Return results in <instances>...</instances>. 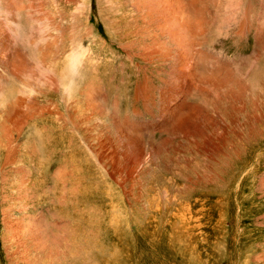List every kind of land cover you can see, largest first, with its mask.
I'll use <instances>...</instances> for the list:
<instances>
[{
    "label": "bare ground",
    "instance_id": "1",
    "mask_svg": "<svg viewBox=\"0 0 264 264\" xmlns=\"http://www.w3.org/2000/svg\"><path fill=\"white\" fill-rule=\"evenodd\" d=\"M97 1L95 7L91 0H0V182L5 187L11 177L10 190L17 195L15 201L5 189L0 194V256L26 258L29 252L42 250L53 259L47 232L58 223L75 221L77 215V208L73 214L51 215L53 206L69 200L114 209L111 189L92 190L80 181L104 173L111 187L112 180L119 184L124 169L118 165L128 157L130 146L134 149L129 140L138 139L141 150L144 134L155 129L166 131L184 114L182 73L195 48L189 44H199L187 41L193 31L201 29V21L196 19V24L184 9L179 11L185 15L176 12L182 15L179 18L174 12L173 16L168 0H135L145 1L148 7L146 16L136 18L134 9L140 8L134 7V0ZM98 23L103 34L97 30ZM257 27L259 55L264 46V21ZM169 43L175 51L172 67L167 63L173 54ZM126 67L129 72H125ZM153 74L161 83L156 94ZM194 75L189 74L191 83ZM220 78L226 83L229 75ZM121 87L128 92L124 114L120 112ZM137 102L142 103V110L134 107ZM222 114L215 111L214 135L211 133L217 151L213 190L200 194L195 209L186 204L182 208L183 248L191 252L185 264H264V139L244 147L236 159H231L228 142L236 131L231 135ZM145 116L153 120H145ZM140 150L134 151L139 160ZM86 157L92 159L95 169L82 163ZM40 178L51 179L62 188L61 196L46 201L47 218L40 213V201H31L39 190ZM117 217L113 215L106 224L89 231L97 239V256L91 264H124L123 258L133 263V225L122 229ZM125 242L127 247L123 248ZM69 244L67 238L63 250Z\"/></svg>",
    "mask_w": 264,
    "mask_h": 264
},
{
    "label": "rangeland",
    "instance_id": "2",
    "mask_svg": "<svg viewBox=\"0 0 264 264\" xmlns=\"http://www.w3.org/2000/svg\"><path fill=\"white\" fill-rule=\"evenodd\" d=\"M175 1H177L180 6L175 4ZM175 1L168 0L167 4L170 5H167L169 13H183V10H179L184 9L188 14H192L191 18L195 20V22L197 19V21H201L202 23L201 31L198 29L200 33L196 30L198 35H192L196 31L191 33V37H196L194 39L197 40H192L193 37L188 38L189 41H187V38L185 39L187 42L193 41L199 44L195 45L192 42V44L188 43L190 47L194 45L195 48L193 47L189 55L192 58L189 56L187 57L188 64H186V69L182 73L185 79V93L183 95L182 104L184 111L182 112L184 114H181L182 116L180 118L183 120L180 119L172 128L170 127L166 131L155 129L150 133L144 134L142 137L143 141L141 140L144 146L142 145L141 150L139 148L140 144L138 139H128L130 145L133 143L132 146L134 149L131 146L130 148L133 150L134 156L132 157L131 150H128V157L122 159L120 165H118L119 168L122 167L121 169H124L122 171L123 180L122 178H120V180L118 179L120 182L119 184L112 180L113 185L111 187V183L104 173H98L91 179L80 181L83 187H91L92 190L95 187H97L100 192H102L103 189L105 191L111 189L110 191L114 198V209L105 205H85L80 202L78 204L75 202L69 203V200H67V203L64 205L56 203V205L53 206V211L50 210V214L52 215L55 213V215L57 214L59 216H63L66 212L73 214L74 210L77 208L75 221H68L65 224L58 223V226H55L56 228L51 227L53 232L51 230H49V233L47 232V236L49 235L48 238L51 237L49 238L47 246L52 249L53 259L47 257V251L36 250L29 252L26 258L19 256L6 257L1 255L0 264H82L84 262L91 264L95 261L97 256L95 241L97 239L95 236L93 238L92 235H89V231L100 225L106 224L113 215L118 216L117 219L120 222V226L122 225V229H127V226L133 225V263L123 258L124 264H185L191 259V252L183 248L182 243V208L186 204L195 209L200 194L203 192L211 194L213 190L215 182V177L213 176H215V169L217 168V151L215 138L213 136V119L215 111H221V113L224 114H222V118L223 121L230 126L232 130L231 135L236 131L230 138L232 141L229 140L228 142V148L230 147V152L228 151V153L231 159H236L242 153L244 147L248 148V146L250 147L254 143L264 139V46H262L261 53L259 54L260 56L257 55L258 50L255 32V30L257 31L258 29L257 25L259 26V22L264 21V0ZM144 2L145 1L134 0V7L140 8V11L134 9V18L140 15H147L146 10L148 7L146 6L147 3ZM91 5L97 7L98 1L91 0ZM143 5H145L144 8ZM151 12L154 13V11ZM175 13L173 16H175ZM180 13H176V16L179 18L182 16ZM183 14L185 15V12ZM191 14L189 16H191ZM154 16H157V14L155 13ZM98 25L97 30L103 34V27L100 26V23H98ZM169 48H171L170 53L172 54L173 51V54L169 56L167 63L168 67H172V65L175 64L174 62H176V59H174L175 51L171 43H169ZM191 53H193V55ZM191 61L193 63H191ZM189 63L190 67L188 66ZM126 68L125 72H129V67ZM217 69L220 71L217 72ZM168 70L170 71L171 69L168 68ZM214 71L215 73H213V75L212 72ZM189 74L190 76L195 74V81H193V83L190 81L191 77ZM210 74H212L211 77ZM223 75H227V77L229 75L228 80H231V83L227 79L225 80L227 84L223 82L224 80L221 81L220 77H223ZM210 78L213 80H210ZM215 79L218 82H216ZM152 85L155 86L154 90L156 94L158 88L161 87V83L154 74L152 76ZM218 88H220V90ZM204 91L205 93H203ZM236 91L239 94H237ZM118 93L120 112L124 114L127 107L128 92L124 87H121ZM216 93L220 94L218 95ZM206 94L208 95L207 97ZM134 107L140 110L143 109L141 102H137ZM105 109L107 110V105ZM246 112L247 114H245ZM143 114L146 115L147 113L143 112ZM226 116H229V118ZM235 117L236 119L234 120L233 118ZM144 119L148 121L153 120V118L149 116H145ZM229 119L231 123L233 119L235 125H233L234 123L231 124ZM139 120L143 119L140 117ZM108 122V120H105L106 124H108ZM182 122H184V124ZM131 140H133V142H130ZM139 150L140 153L142 151V159L140 160L139 158H135L134 153V151L137 152ZM128 159L132 160L129 161ZM134 160L136 161L134 162ZM82 163L91 169H95L93 161L89 157L83 159ZM136 164L138 166L135 167ZM131 169L133 171H131ZM11 180V177L10 179L8 178L5 187H3L4 185L0 182V194H2V190L5 189L4 192L7 193L9 197H15V201H17V195L14 191H11ZM47 187H50L49 192H47ZM61 193L62 188L57 182L51 179L40 178L39 190L36 192V195L33 196L35 198L31 197V201L34 202L35 199L40 201V213L42 212L44 217L47 218L50 214L44 211L46 201L61 196ZM79 210H81V214ZM57 228H60V231L56 230ZM64 228L67 232L63 230ZM70 231H72V233ZM65 233H69L68 235H71V237L68 235L65 236ZM87 234L90 237L87 236ZM80 235L82 236L80 237ZM67 238L71 240V245L69 244L70 247L68 245V247L63 250L62 246ZM126 245L125 242L123 248H126ZM184 250L188 252H184ZM182 255L185 262L182 260Z\"/></svg>",
    "mask_w": 264,
    "mask_h": 264
}]
</instances>
